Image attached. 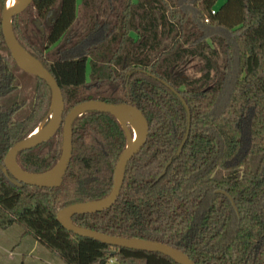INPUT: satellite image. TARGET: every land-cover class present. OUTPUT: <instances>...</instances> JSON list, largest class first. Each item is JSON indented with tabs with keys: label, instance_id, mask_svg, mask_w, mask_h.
<instances>
[{
	"label": "trees",
	"instance_id": "trees-1",
	"mask_svg": "<svg viewBox=\"0 0 264 264\" xmlns=\"http://www.w3.org/2000/svg\"><path fill=\"white\" fill-rule=\"evenodd\" d=\"M217 1L32 0L12 28L55 77L64 117L78 103L100 100L131 104L147 122L113 206L76 214L74 225L156 241L195 264H264V0L215 8ZM51 97L43 79L12 60L0 24V163L47 118ZM183 101L189 133L178 153L188 121ZM71 131L59 186L18 187L0 170V230L17 226L65 264H177L76 236L57 222L60 209L111 192L127 144L111 113L84 112ZM61 146L60 126L50 140L20 151L16 164L49 171Z\"/></svg>",
	"mask_w": 264,
	"mask_h": 264
},
{
	"label": "water",
	"instance_id": "water-1",
	"mask_svg": "<svg viewBox=\"0 0 264 264\" xmlns=\"http://www.w3.org/2000/svg\"><path fill=\"white\" fill-rule=\"evenodd\" d=\"M31 2L32 0H20L16 4V6L7 8L4 0V6L0 15L1 33L10 56L12 60H14V62L18 65V67L25 73L43 79L49 86L52 95L51 104L47 118L40 123L43 129L42 133L36 134V132H34L30 137L20 140L18 143L9 148L8 152L3 158L2 163H0V170L9 172L12 176V178L10 179L11 182L18 187H21L22 184L48 188L59 186L67 170V165L69 164L73 151L71 130L75 118L83 114L84 112L92 110L106 112L109 114L111 113L117 118L127 135V144L125 147L126 149L120 154L114 165L115 168L112 179V190L106 197L102 199L85 203H76L60 209L56 215L57 222H59L66 230L72 232L76 236L78 235L91 238L108 245H115L122 248H133L147 252H158L166 257L172 258L177 264H195V262L190 257L184 255L182 252L171 246H167L165 244L152 240L148 241L137 238L127 239L118 236L112 237L98 231H93L88 228L74 225L72 223L71 218L76 214H91L94 212L106 210L113 206V203L116 201L122 187L126 165L142 149V146L145 143L148 133L147 122L142 112L131 104H107L100 100H91L78 103L64 117V99L55 77L51 76V74L43 67L38 59H34L29 55L22 48L19 42L16 41L14 36L12 19L16 17V15L26 10L31 5ZM36 23L40 31L43 33V27L41 23H39L38 21H36ZM23 53L27 54L35 62L37 61L39 65L34 66L32 64H29L25 59H23ZM183 104L188 113V121L186 127L187 131L183 141L179 146L178 153L181 152L184 141L189 133L190 114L184 101ZM120 115L126 116L127 122L125 123V125H123L118 118V116ZM127 125L130 126L131 130L133 131L132 133L127 129ZM132 125L137 126V134L132 128ZM60 126L62 132V154L60 159L57 161V164L51 170L36 174L24 171L17 166L16 156L18 155V153H20V151L34 148L38 146V144L50 140L56 134V130ZM129 137L131 138V143L128 144ZM57 166L59 170L55 177L51 178L44 176L46 173L54 170V168ZM162 174H164V172ZM216 192L227 195L223 190ZM227 197L229 201H231V198L228 195ZM231 202L234 206L233 201Z\"/></svg>",
	"mask_w": 264,
	"mask_h": 264
},
{
	"label": "rangeland",
	"instance_id": "rangeland-1",
	"mask_svg": "<svg viewBox=\"0 0 264 264\" xmlns=\"http://www.w3.org/2000/svg\"><path fill=\"white\" fill-rule=\"evenodd\" d=\"M80 2L76 0L77 4ZM223 2L218 0L215 8ZM21 234L17 226L0 230V264H65L30 236Z\"/></svg>",
	"mask_w": 264,
	"mask_h": 264
},
{
	"label": "bare ground",
	"instance_id": "bare-ground-1",
	"mask_svg": "<svg viewBox=\"0 0 264 264\" xmlns=\"http://www.w3.org/2000/svg\"><path fill=\"white\" fill-rule=\"evenodd\" d=\"M20 0H5V5L7 6V8H11V7H14L16 6V4L19 2ZM23 59H25L29 64H32L34 66H38L39 63L36 61H34L33 59H31L27 54L23 53ZM118 118L120 119L121 123L123 125H125V123L127 122L126 121V116L125 115H120L118 116ZM132 123V122H131ZM132 128L135 130V133L137 134L138 133V130H137V126L135 125H132ZM42 126L41 124L39 126H37V128L35 129L34 132H36V134H40L42 133ZM131 143V138L129 137L128 138V144ZM58 166L54 168V170L46 173L44 176L46 177H55L58 173Z\"/></svg>",
	"mask_w": 264,
	"mask_h": 264
},
{
	"label": "crops",
	"instance_id": "crops-1",
	"mask_svg": "<svg viewBox=\"0 0 264 264\" xmlns=\"http://www.w3.org/2000/svg\"><path fill=\"white\" fill-rule=\"evenodd\" d=\"M35 242V241H34ZM37 243V242H36Z\"/></svg>",
	"mask_w": 264,
	"mask_h": 264
},
{
	"label": "built area",
	"instance_id": "built-area-1",
	"mask_svg": "<svg viewBox=\"0 0 264 264\" xmlns=\"http://www.w3.org/2000/svg\"><path fill=\"white\" fill-rule=\"evenodd\" d=\"M213 13V12H212Z\"/></svg>",
	"mask_w": 264,
	"mask_h": 264
}]
</instances>
